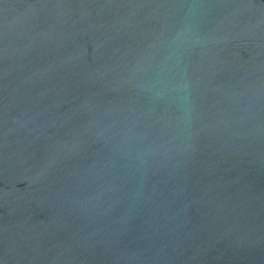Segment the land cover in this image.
I'll list each match as a JSON object with an SVG mask.
<instances>
[{"label": "water", "instance_id": "obj_1", "mask_svg": "<svg viewBox=\"0 0 264 264\" xmlns=\"http://www.w3.org/2000/svg\"><path fill=\"white\" fill-rule=\"evenodd\" d=\"M0 264H264V0H0Z\"/></svg>", "mask_w": 264, "mask_h": 264}]
</instances>
